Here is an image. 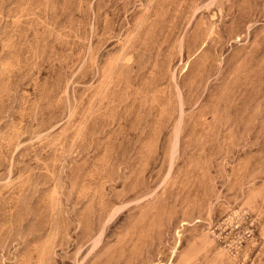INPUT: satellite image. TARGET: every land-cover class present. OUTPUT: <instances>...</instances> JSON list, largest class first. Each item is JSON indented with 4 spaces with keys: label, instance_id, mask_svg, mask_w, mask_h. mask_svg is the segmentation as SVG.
I'll use <instances>...</instances> for the list:
<instances>
[{
    "label": "rangeland",
    "instance_id": "rangeland-1",
    "mask_svg": "<svg viewBox=\"0 0 264 264\" xmlns=\"http://www.w3.org/2000/svg\"><path fill=\"white\" fill-rule=\"evenodd\" d=\"M0 264H264V0H0Z\"/></svg>",
    "mask_w": 264,
    "mask_h": 264
}]
</instances>
